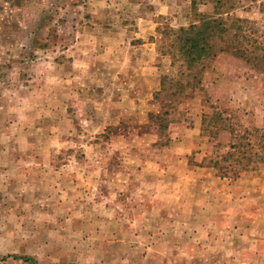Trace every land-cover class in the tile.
<instances>
[{
	"label": "rangeland",
	"instance_id": "374dc122",
	"mask_svg": "<svg viewBox=\"0 0 264 264\" xmlns=\"http://www.w3.org/2000/svg\"><path fill=\"white\" fill-rule=\"evenodd\" d=\"M29 1L30 25L0 19V160L26 161L35 124L63 150L45 158L35 236L3 217L26 180L0 168V264H30L4 257L6 237L38 264H264V57L219 53L189 75L170 30L211 0H171L173 16L154 11L164 0H102L103 52L80 42L102 30L89 23L97 0ZM233 12L264 52V0Z\"/></svg>",
	"mask_w": 264,
	"mask_h": 264
},
{
	"label": "crops",
	"instance_id": "0c3cea01",
	"mask_svg": "<svg viewBox=\"0 0 264 264\" xmlns=\"http://www.w3.org/2000/svg\"><path fill=\"white\" fill-rule=\"evenodd\" d=\"M127 1V0H126ZM104 2L102 0H97L96 2V10L92 11L90 14V20L89 23L92 26H95V28H101V31H90V32H82V40L80 42H84L86 43V41H88V45H91L92 41L93 42H97L100 40H103V44H101L100 42H98V49L99 51H104L106 49L105 44H104V40H105V36H107V31L105 32L106 27H104L107 23V14L104 12L105 10L103 9V11L101 10V7H103ZM19 4H21L20 6H18ZM157 5H155L154 7V11H157L160 14H170L173 16V12L171 11L172 6H173V2L171 0H164V1H160V2H156ZM31 3L29 0H2V4L0 7V19H3L4 17H8L9 20L11 21V23L13 22H20L22 24H27L30 25L31 23V19H30V14L32 13L31 10ZM6 11V13H4ZM107 11V10H106ZM4 13V14H3ZM20 13V16H19ZM93 27L92 30L95 29ZM97 30V29H96ZM94 45V44H93ZM100 45H102V47H99ZM78 49V42L75 45ZM73 47V46H72ZM92 48V47H91ZM80 49V48H79ZM68 50V49H67ZM102 54V53H100ZM73 53H71L70 55H68L69 57H72ZM72 59H69L68 61H63L61 64H57V66H59V69L62 70V67H69L71 68L73 64L71 61ZM75 70V69H74ZM65 74V73H64ZM76 74H78L76 72ZM73 75V71H71L68 75H63L61 72L60 74L56 77L59 79V81H63V82H69L72 83L73 79L76 77V75H74V77H71ZM70 77V78H69ZM61 82V83H63ZM44 104V103H43ZM44 116V115H43ZM40 117V116H39ZM48 117V116H46ZM46 117H44L45 119H47ZM50 117V116H49ZM51 119V118H50ZM33 138L32 137H28V140H31L32 142L28 141V144L26 146V149L24 151V153L26 154L27 158H25L24 160L26 161H22V162H15V161H9V162H5V161H1L0 160V168L3 169H10L13 166L19 168L17 170V174L19 176L22 177V179L26 180L23 182L24 190L26 193L23 194L22 193H14V194H6L7 195V200L6 202H4V205L6 203V205H8V208H3L2 213H6L5 216L3 217H12L14 214L17 217H22L24 218L23 220V224L26 223L27 221V225L25 226L26 228L24 229L23 232H27L29 234H32L35 236L36 233L39 231V228L35 227V224L37 223V225H39V221L40 218L43 217L44 215H46V198L47 195L44 191V186L46 181V168L49 165V162L46 161V156L49 155V157H51V153H55V152H59L63 150L62 146H50L47 143V138L46 135L48 133H43V131L41 130V127H34V130L32 131ZM57 138L62 139L61 137V132H59V134L55 135ZM35 140V141H34ZM50 147V148H48ZM53 147V148H52ZM19 160V159H18ZM8 176H10L11 174L7 173ZM13 189V188H12ZM9 191L11 190V188L8 189ZM9 195H11V200L15 202H18L21 204V208H11L10 207V203H12V201L9 198ZM60 198V196L58 197ZM9 203V204H7ZM19 229L21 226V222H19ZM12 227V224H9L8 229H10ZM15 227H17V225H15ZM13 231V229H12ZM11 231V232H12ZM8 232V230H6V233H11ZM5 247H11L10 251H7V253L4 257L6 258H11V259H15V260H19L22 263L26 262V263H30V264H38L37 262H39V260L36 257H30V256H26L27 253L25 252H18L16 250L17 248V243L21 244L24 243V240H17L14 237H10V238H5ZM17 242V243H16ZM0 247L1 244H0ZM24 248H26V246H22ZM15 256V257H14ZM0 257L1 256V252H0ZM24 258H30L29 260H26ZM37 261V262H36ZM36 262V263H34Z\"/></svg>",
	"mask_w": 264,
	"mask_h": 264
},
{
	"label": "trees",
	"instance_id": "16d2710c",
	"mask_svg": "<svg viewBox=\"0 0 264 264\" xmlns=\"http://www.w3.org/2000/svg\"><path fill=\"white\" fill-rule=\"evenodd\" d=\"M211 1L213 3L212 12H198L196 7H193V21L187 26L170 30L173 37L171 44L176 46L174 57L181 61L193 78L198 73V68H204L205 61L213 59L219 53H229L247 63L259 65L264 52L255 51L258 45L253 47L255 41L246 28L248 19L234 14L235 0ZM191 3L194 6L196 2L192 0ZM150 116L157 119L160 128L166 126V121L160 113H152ZM229 148L238 152V147L234 143L229 145ZM234 153L229 152L231 155ZM217 163L215 161L213 166ZM242 170H247V168ZM233 171L234 174L237 173V170ZM24 259L29 260L30 258Z\"/></svg>",
	"mask_w": 264,
	"mask_h": 264
}]
</instances>
